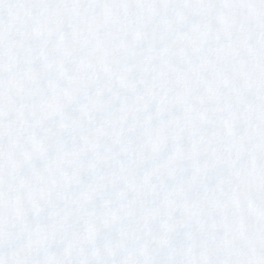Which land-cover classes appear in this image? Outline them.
<instances>
[{
  "label": "snow or ice",
  "instance_id": "snow-or-ice-1",
  "mask_svg": "<svg viewBox=\"0 0 264 264\" xmlns=\"http://www.w3.org/2000/svg\"><path fill=\"white\" fill-rule=\"evenodd\" d=\"M0 264H264V0H0Z\"/></svg>",
  "mask_w": 264,
  "mask_h": 264
}]
</instances>
